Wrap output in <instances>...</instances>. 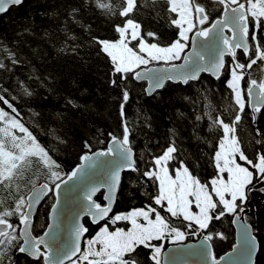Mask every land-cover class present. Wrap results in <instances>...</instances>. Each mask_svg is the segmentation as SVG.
<instances>
[{
	"label": "snow or ice",
	"instance_id": "1",
	"mask_svg": "<svg viewBox=\"0 0 264 264\" xmlns=\"http://www.w3.org/2000/svg\"><path fill=\"white\" fill-rule=\"evenodd\" d=\"M114 2L65 0V27L57 25L63 36L45 32L54 44L61 43L59 52L79 57L85 48L101 56L107 83L118 97L120 134L107 133L103 151H92L91 142L85 141L91 154L82 155L70 172L59 170L51 150L24 121L28 114L23 107L35 95L33 84L49 86L47 78L32 72L21 79L17 71L30 61L22 59L18 47L3 45L7 55L0 59V264H167L166 242L180 244L189 235L203 236L195 252L200 264H262L264 236L248 222L247 213L252 200L264 196V79L250 76L256 69L264 72V0H119L115 8ZM25 3L0 0V15ZM98 10L115 17L109 23L111 35H100L89 22L88 12ZM147 18L156 26L146 24ZM73 28L81 34H73ZM23 32L29 33V26ZM202 73L223 78L231 100L227 107L205 106L210 109L205 112L207 136L199 134L204 131L199 124L192 125L195 138L211 149L206 161L211 172L201 174L198 156L191 165L182 158L175 128L162 142H152L146 154L136 156L127 112L133 91L129 85L140 82L143 93L153 96L168 83H200ZM5 78L15 79L6 85ZM64 101L77 106L70 95ZM203 119L195 116L197 122ZM245 122L250 138L241 136ZM144 125L151 128L149 118ZM106 157L112 159H101ZM34 169L46 170L47 182L37 185ZM125 172L135 174L127 177L128 185L147 202L117 213L114 196ZM22 183L31 186L27 192ZM62 190L73 197L78 210L61 209ZM102 190L104 203L95 198ZM49 193L55 202L45 230L33 235V209ZM85 217L96 226L86 239L90 229ZM226 217L240 231L231 252L217 256L211 242L227 236L215 231L214 222ZM237 253L239 262L232 260Z\"/></svg>",
	"mask_w": 264,
	"mask_h": 264
},
{
	"label": "trees",
	"instance_id": "2",
	"mask_svg": "<svg viewBox=\"0 0 264 264\" xmlns=\"http://www.w3.org/2000/svg\"><path fill=\"white\" fill-rule=\"evenodd\" d=\"M65 0H26L23 7L12 8L7 14L0 15V59L7 52L3 45L18 47L22 59L30 61L17 71V75L24 79L35 72L36 75L46 77L49 86L33 84L35 95L27 98V104L23 107L26 125L38 134L41 143L51 150L53 158L61 165L59 169L63 173L70 172L80 163V157L89 154L84 147L85 141H90L92 151L106 148L109 143L107 133L120 134L118 116V97L116 92L107 83L106 61L97 56L91 49L81 48L79 57H74L70 52H59L61 43H53L45 32H57L63 36V32L57 31L65 27ZM119 5L115 0L114 8ZM90 23L102 36L111 35L109 23L115 17L107 15L103 11H89ZM145 23L153 27L157 22L147 18ZM162 23V22H161ZM25 26H29L30 32L24 33ZM166 31L165 29H161ZM20 34V35H18ZM73 34L80 35L79 28H73ZM21 40L26 43H21ZM91 51V55L87 53ZM228 58L226 57V60ZM251 78L264 79V72L256 69L250 73ZM15 78H5V84L13 83ZM32 84V81H28ZM146 86V83L143 82ZM133 88L131 100L127 106V112L132 124L133 137L131 145L136 156L146 154L148 148L154 147L152 142L163 141L169 129L175 128L179 134L178 142L182 158L190 165L196 163L199 157L201 174L207 175L211 168L207 165V153L210 147L195 138L192 125L197 123L203 132L199 134L207 136L205 112L209 111L205 106L211 103L213 107H227L231 100L223 84V78L217 80L212 76L202 73L201 82L193 83L191 87L168 83L166 87L153 96L143 93L140 82L130 84ZM70 95L77 106H66L64 97ZM33 113H40L35 117ZM201 115L203 120L195 121V116ZM145 117L149 118L151 128L144 125ZM38 121L39 126H37ZM242 138L251 136V130L247 122L243 126ZM191 137V138H190ZM211 138V137H209ZM215 143V142H213ZM147 145V147H146ZM37 184L47 182L46 170H33ZM125 179L118 189L114 211L127 212L133 207H141L147 201L140 192L134 191L128 185L127 177L135 174L125 172ZM32 174H30L31 178ZM28 188L21 184L24 192ZM103 203L102 193L96 197ZM54 196L49 193L44 197L34 215V235L44 231L48 222L50 207ZM248 222L254 223L264 236V196L257 195L252 200V207L247 213ZM90 231L85 239L94 234L96 226L84 220ZM215 231L224 232L227 239L215 238L211 243L217 256L225 253L235 243V231L231 218H225L220 222H214ZM119 226V225H118ZM199 236L189 235L185 241H191ZM168 246L166 242L165 248ZM264 264V261H262Z\"/></svg>",
	"mask_w": 264,
	"mask_h": 264
},
{
	"label": "water",
	"instance_id": "3",
	"mask_svg": "<svg viewBox=\"0 0 264 264\" xmlns=\"http://www.w3.org/2000/svg\"><path fill=\"white\" fill-rule=\"evenodd\" d=\"M190 50V49H189ZM205 74H208L210 76H212L210 73H205ZM213 77V76H212ZM215 78V77H213ZM146 83V82H145ZM103 150H106V148L104 149H97L95 151H103ZM91 154V153H89ZM102 160L103 159H112V157H106V158H101ZM82 161H80L81 163ZM80 163H78L76 166H78ZM75 166V167H76ZM74 168V167H73ZM72 168V169H73ZM91 172H95L96 170H90ZM45 183V182H43ZM76 182H70V185L74 184ZM42 184V183H40ZM39 185V184H37ZM66 191L67 190H62V193H61V209L62 210H65L67 212V210L69 208H74L75 210H78V207L76 204H73L71 203V201L73 200V197L71 196H67L66 195ZM102 193V200H103V194H104V190L101 191ZM118 193V191H117ZM117 193L115 194L114 196V204H115V200H116V196H117ZM99 194V193H98ZM97 194V195H98ZM81 196V199L79 201V203H83V200H82V193L79 194ZM54 196V195H53ZM97 197V196H96ZM95 197V198H96ZM44 199V198H43ZM42 199V201H43ZM41 201V202H42ZM55 202V197H54V201L53 203ZM52 203V204H53ZM104 203V201H103ZM41 204V203H40ZM39 204V205H40ZM114 204H113V207H114ZM37 205L34 209H33V214L35 215L36 214V211H37V208L38 206ZM51 208V207H50ZM49 214H50V210H49ZM48 214V216H49ZM87 219L89 221V218L85 217L84 220ZM243 222V221H242ZM90 223V222H89ZM233 224V223H232ZM63 227V225H62ZM233 227H234V231H235V241H236V237H237V233L240 231V226L238 224H233ZM45 230V229H44ZM43 233V232H42ZM41 233V234H42ZM34 235V234H33ZM203 239V236H200L199 238L195 239V240H191V241H183L181 242L180 244H169L166 248H165V252L167 253V256H166V260H167V264H200V257L195 255V252L197 251V249L199 248L200 244H201V241ZM194 246L193 248H188L187 246ZM212 245V243H211ZM234 245V244H233ZM83 246V245H82ZM213 248V246H212ZM232 250V247L231 249H229L228 251H226L225 253L221 254V255H225L226 253L228 252H231ZM220 255V256H221ZM241 257L239 256V254H235L233 255L232 257V260L233 261H241Z\"/></svg>",
	"mask_w": 264,
	"mask_h": 264
},
{
	"label": "rangeland",
	"instance_id": "4",
	"mask_svg": "<svg viewBox=\"0 0 264 264\" xmlns=\"http://www.w3.org/2000/svg\"><path fill=\"white\" fill-rule=\"evenodd\" d=\"M167 243H168V245H169V244H172L171 242H167Z\"/></svg>",
	"mask_w": 264,
	"mask_h": 264
}]
</instances>
